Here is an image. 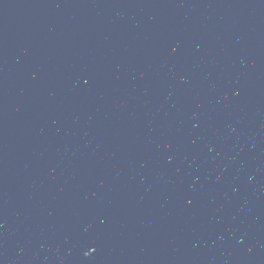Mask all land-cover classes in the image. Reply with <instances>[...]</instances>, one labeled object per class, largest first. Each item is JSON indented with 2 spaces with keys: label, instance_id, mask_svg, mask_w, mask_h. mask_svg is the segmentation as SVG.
<instances>
[{
  "label": "water",
  "instance_id": "1",
  "mask_svg": "<svg viewBox=\"0 0 264 264\" xmlns=\"http://www.w3.org/2000/svg\"><path fill=\"white\" fill-rule=\"evenodd\" d=\"M0 264H264V0H0Z\"/></svg>",
  "mask_w": 264,
  "mask_h": 264
}]
</instances>
